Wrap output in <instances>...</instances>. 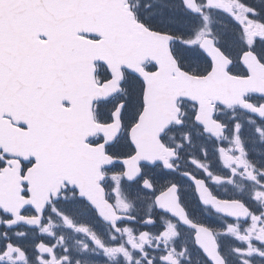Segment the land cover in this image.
Masks as SVG:
<instances>
[{
	"label": "snow or ice",
	"instance_id": "obj_1",
	"mask_svg": "<svg viewBox=\"0 0 264 264\" xmlns=\"http://www.w3.org/2000/svg\"><path fill=\"white\" fill-rule=\"evenodd\" d=\"M0 264H264V0H0Z\"/></svg>",
	"mask_w": 264,
	"mask_h": 264
}]
</instances>
